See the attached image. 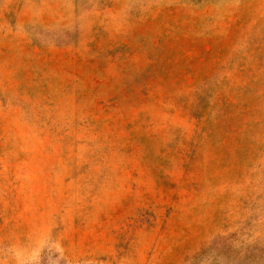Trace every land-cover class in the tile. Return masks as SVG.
<instances>
[{
  "label": "rangeland",
  "instance_id": "obj_1",
  "mask_svg": "<svg viewBox=\"0 0 264 264\" xmlns=\"http://www.w3.org/2000/svg\"><path fill=\"white\" fill-rule=\"evenodd\" d=\"M0 264H264V0H0Z\"/></svg>",
  "mask_w": 264,
  "mask_h": 264
}]
</instances>
